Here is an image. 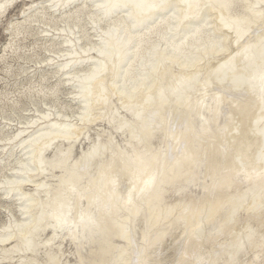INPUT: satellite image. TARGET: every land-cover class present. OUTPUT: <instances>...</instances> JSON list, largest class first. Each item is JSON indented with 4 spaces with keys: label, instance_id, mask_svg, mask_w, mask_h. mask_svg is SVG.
I'll return each mask as SVG.
<instances>
[{
    "label": "bare ground",
    "instance_id": "bare-ground-1",
    "mask_svg": "<svg viewBox=\"0 0 264 264\" xmlns=\"http://www.w3.org/2000/svg\"><path fill=\"white\" fill-rule=\"evenodd\" d=\"M0 5V264H264V0Z\"/></svg>",
    "mask_w": 264,
    "mask_h": 264
},
{
    "label": "rangeland",
    "instance_id": "rangeland-1",
    "mask_svg": "<svg viewBox=\"0 0 264 264\" xmlns=\"http://www.w3.org/2000/svg\"><path fill=\"white\" fill-rule=\"evenodd\" d=\"M5 35L6 34H3L2 32H0V50H1V46L3 45V43L6 40ZM112 43L114 44V43H117V42L113 40ZM119 45H121V44L119 43ZM0 85H1V83H0Z\"/></svg>",
    "mask_w": 264,
    "mask_h": 264
},
{
    "label": "snow or ice",
    "instance_id": "snow-or-ice-1",
    "mask_svg": "<svg viewBox=\"0 0 264 264\" xmlns=\"http://www.w3.org/2000/svg\"><path fill=\"white\" fill-rule=\"evenodd\" d=\"M5 5H0V9H2Z\"/></svg>",
    "mask_w": 264,
    "mask_h": 264
}]
</instances>
